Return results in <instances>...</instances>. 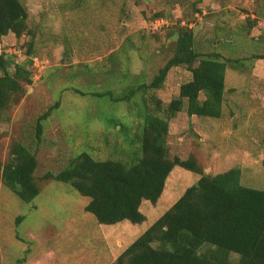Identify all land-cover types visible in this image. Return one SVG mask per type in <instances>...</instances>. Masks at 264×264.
<instances>
[{
	"label": "rangeland",
	"instance_id": "obj_1",
	"mask_svg": "<svg viewBox=\"0 0 264 264\" xmlns=\"http://www.w3.org/2000/svg\"><path fill=\"white\" fill-rule=\"evenodd\" d=\"M19 1L29 33L3 36L0 55L10 57L11 66L27 63L32 82L0 121V264H109L196 182L197 173L174 166L156 203L142 201L143 222L106 225L84 211L88 197L43 179L82 152L130 161L142 102H168L191 73L172 67L160 88L139 90L129 101L93 94L109 90L115 98L150 83L172 56L174 32L182 26L193 31L196 52L241 61L225 69L220 118L181 111L169 120L170 159L192 155L205 174L239 167L243 185L264 189V60L253 57L264 55V0ZM48 109L35 143L36 121ZM15 141L36 155L40 191L28 203L2 182ZM229 258L236 262L238 255Z\"/></svg>",
	"mask_w": 264,
	"mask_h": 264
},
{
	"label": "trees",
	"instance_id": "obj_2",
	"mask_svg": "<svg viewBox=\"0 0 264 264\" xmlns=\"http://www.w3.org/2000/svg\"><path fill=\"white\" fill-rule=\"evenodd\" d=\"M26 19L27 12L19 0H0V40L8 33L16 37L29 33ZM174 34L173 54L150 83L132 86L115 98L109 90L93 94L129 101L139 90L160 88L172 67L184 65L191 73L189 80L180 84L177 96L168 102L156 98L153 107L142 102L133 138L138 148L130 161L98 160L82 152L57 173H45L43 179L68 183L88 197L84 211L100 224L123 220L138 224L146 218L140 211L142 201L155 204L169 173L179 166L197 173L196 182L109 264H264V189L243 185L239 167L205 174L192 155L184 160L177 156L170 159L166 141L169 120L178 112L220 118L226 93L225 69L237 68L232 64L241 60L225 58L216 51L196 52L191 28L179 27ZM31 45L30 40L27 53ZM253 57L264 60V55ZM11 64L10 57L0 55V121L8 106L32 82L27 63ZM50 112L48 109L36 121L35 143L40 141L42 121ZM9 153L11 161L4 166L2 182L28 203L40 191L34 176L35 152L15 141ZM230 253L238 255L236 262L230 260Z\"/></svg>",
	"mask_w": 264,
	"mask_h": 264
},
{
	"label": "built area",
	"instance_id": "obj_3",
	"mask_svg": "<svg viewBox=\"0 0 264 264\" xmlns=\"http://www.w3.org/2000/svg\"><path fill=\"white\" fill-rule=\"evenodd\" d=\"M166 22H167V24H168V21L166 20V19H164ZM155 21H162V19L160 20V19H156ZM163 23V22H162ZM164 25H166V24H164ZM153 29V31H155L156 30V28H152Z\"/></svg>",
	"mask_w": 264,
	"mask_h": 264
},
{
	"label": "crops",
	"instance_id": "obj_4",
	"mask_svg": "<svg viewBox=\"0 0 264 264\" xmlns=\"http://www.w3.org/2000/svg\"><path fill=\"white\" fill-rule=\"evenodd\" d=\"M224 75H225V74H224ZM225 91H226V89H225ZM262 105H263V104H262ZM191 117L193 118V117H196V116H195V115H192ZM117 256H118V255H117ZM117 256H116V257H117ZM116 257H115V258H116Z\"/></svg>",
	"mask_w": 264,
	"mask_h": 264
}]
</instances>
